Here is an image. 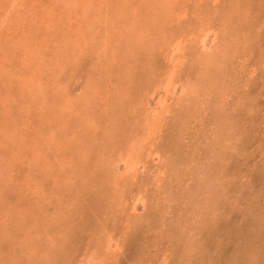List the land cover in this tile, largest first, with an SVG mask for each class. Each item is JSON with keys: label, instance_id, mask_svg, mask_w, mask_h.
Here are the masks:
<instances>
[{"label": "rangeland", "instance_id": "374dc122", "mask_svg": "<svg viewBox=\"0 0 264 264\" xmlns=\"http://www.w3.org/2000/svg\"><path fill=\"white\" fill-rule=\"evenodd\" d=\"M0 16V264H264V0Z\"/></svg>", "mask_w": 264, "mask_h": 264}, {"label": "bare ground", "instance_id": "6f19581e", "mask_svg": "<svg viewBox=\"0 0 264 264\" xmlns=\"http://www.w3.org/2000/svg\"><path fill=\"white\" fill-rule=\"evenodd\" d=\"M30 1V0H29ZM52 1V0H51ZM5 2V1H4ZM31 2H33V1H31ZM109 2V1H108ZM14 3V2H13ZM41 3H43L44 4V2H41ZM31 4V3H30ZM16 5H17V3H16ZM106 5V4H105ZM21 6V5H20ZM9 7V6H8ZM13 7H15V5L13 6ZM12 7V8H13ZM101 7V6H100ZM101 10H108V8L107 7H104V8H100ZM12 10V9H11ZM24 10V9H23ZM22 10V11H23ZM73 10V9H72ZM4 11V10H3ZM14 11V10H13ZM18 11V10H17ZM21 11V10H20ZM11 13V12H10ZM7 14H8V12H7ZM70 14H73V13H70ZM5 15H6V13H5ZM26 15V14H25ZM24 15V16H25ZM77 16H79L78 14H77ZM1 17V16H0ZM8 18V17H7ZM23 19V18H22ZM29 19V18H28ZM27 19V20H28ZM106 19H107V16H106ZM4 20V19H3ZM6 20V19H5ZM78 20H79V17H78ZM253 20V19H252ZM2 21V20H1ZM9 21V20H8ZM83 22V21H82ZM27 23V22H26ZM79 23H81V22H79ZM21 24V23H20ZM25 24V23H24ZM23 24V25H24ZM76 24H77V21H76ZM252 24V23H251ZM172 27V26H171ZM251 27V26H250ZM136 30V29H135ZM12 31H14V30H12ZM97 33H98V31H97ZM218 35V34H217ZM193 38V37H192ZM24 39H26V38H24ZM19 40H21V39H19ZM217 40V37H215L214 38V42ZM89 41V40H88ZM218 41V40H217ZM76 41H74V43H75ZM213 42V43H214ZM14 43H15V41H14ZM216 43V42H215ZM24 44V43H23ZM95 44V43H94ZM193 44V43H192ZM96 45V44H95ZM120 45V44H119ZM9 48V47H8ZM177 49V48H176ZM213 49V48H212ZM219 50H221L220 48H219ZM86 52V51H85ZM90 52V51H89ZM108 52V51H107ZM112 53V52H111ZM1 54V53H0ZM109 56V55H108ZM5 57V56H4ZM18 57V56H17ZM5 60V59H4ZM90 60V59H89ZM2 64V63H1ZM169 64V63H168ZM14 66V65H13ZM70 74V73H69ZM72 74V73H71ZM74 77V76H73ZM6 80V79H5ZM29 83V82H28ZM32 85V84H31ZM166 85H168V84H166ZM172 84L171 83H169V86H171ZM18 87V86H17ZM24 87V86H23ZM42 89V88H41ZM42 91V90H41ZM44 91V90H43ZM21 92V91H20ZM23 94V93H22ZM96 94V93H95ZM42 95V94H41ZM24 97V96H23ZM44 99H46V98H44ZM46 102V101H45ZM165 102V101H164ZM34 103V102H33ZM162 103V102H161ZM17 104V103H16ZM12 105V104H11ZM68 105V104H67ZM164 106L166 105L165 103L163 104ZM163 106V107H164ZM69 107V106H68ZM162 107V108H163ZM3 109V108H2ZM4 110V109H3ZM15 111V110H14ZM7 112V111H6ZM10 113V112H9ZM156 113V112H155ZM9 115V114H8ZM14 115V114H13ZM105 115V114H104ZM112 115V114H111ZM7 118V117H6ZM112 119V118H111ZM94 120V119H93ZM99 121V120H98ZM7 122V121H6ZM5 122V123H6ZM50 124V123H49ZM82 124H83V122H82ZM90 125V124H89ZM21 126V125H20ZM6 127V126H5ZM93 129V128H92ZM66 130V129H65ZM12 132V131H11ZM57 132V131H56ZM87 132V131H86ZM60 133V132H59ZM69 133V132H68ZM30 134V133H29ZM84 135V134H83ZM109 135V134H108ZM10 136V135H9ZM51 136V135H50ZM54 136H55V134H54ZM62 136V135H61ZM66 136H68V135H66ZM53 137V136H52ZM97 137V136H96ZM45 138V137H44ZM4 139H6V138H4ZM96 139H98V138H96ZM95 139V140H96ZM142 139V138H141ZM31 140V139H30ZM143 140V139H142ZM54 141V140H53ZM70 142V141H69ZM143 142V141H142ZM19 143V142H18ZM54 143V142H53ZM71 146V145H70ZM98 146V145H97ZM59 149H61V148H59ZM61 153V152H60ZM136 154V153H135ZM130 155V154H129ZM127 156V155H126ZM149 157V156H148ZM128 163L131 161V162H133L132 161V158H131V156H128ZM43 160V159H42ZM164 162V161H163ZM125 163V162H124ZM44 166V165H43ZM57 166V165H56ZM68 169V168H67ZM47 170V169H46ZM126 171V170H125ZM125 173V172H124ZM68 174V173H67ZM28 175V174H27ZM64 175V174H63ZM45 176H47V175H45ZM44 177V176H43ZM43 177H42V179H43ZM32 178V177H31ZM38 178V177H37ZM45 178H48V177H45ZM40 179V178H39ZM72 179V178H71ZM37 181V180H36ZM18 182V181H17ZM157 182V181H156ZM38 183H39V181H38ZM16 184V183H15ZM22 185V184H21ZM36 185V184H35ZM24 189V188H23ZM46 191V190H45ZM249 191V190H248ZM16 195V194H15ZM37 195V194H36ZM38 196V195H37ZM40 196V195H39ZM164 198V197H163ZM33 201V200H32ZM34 202V201H33ZM156 202V201H155ZM163 202V201H162ZM172 202V201H171ZM156 204V203H155ZM234 204H236L235 202H234ZM26 208V207H25ZM24 209V208H23ZM25 210V209H24ZM4 211V210H3ZM8 211V210H7ZM28 211V210H27ZM5 212V211H4ZM40 214V213H39ZM4 216V215H3ZM20 216V215H19ZM12 218V217H11ZM8 220V219H7ZM129 221V220H128ZM8 224V223H7ZM23 225V224H22ZM16 241V240H15ZM200 241V240H199ZM51 243V242H50ZM172 245V244H171ZM170 245V246H171ZM205 251V250H204ZM196 252V251H195ZM203 252V251H202ZM164 253V252H163ZM167 253V252H166ZM1 254V253H0ZM3 255V254H2ZM204 256V255H203ZM165 258V257H164ZM185 258V257H184ZM2 260H4V259H2Z\"/></svg>", "mask_w": 264, "mask_h": 264}]
</instances>
